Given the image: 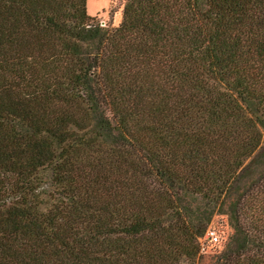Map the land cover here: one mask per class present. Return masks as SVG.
<instances>
[{
	"label": "trees",
	"instance_id": "trees-1",
	"mask_svg": "<svg viewBox=\"0 0 264 264\" xmlns=\"http://www.w3.org/2000/svg\"><path fill=\"white\" fill-rule=\"evenodd\" d=\"M99 22L0 0V264H264V0Z\"/></svg>",
	"mask_w": 264,
	"mask_h": 264
},
{
	"label": "rangeland",
	"instance_id": "rangeland-1",
	"mask_svg": "<svg viewBox=\"0 0 264 264\" xmlns=\"http://www.w3.org/2000/svg\"><path fill=\"white\" fill-rule=\"evenodd\" d=\"M123 0H86V12L95 15L106 26H114L120 21ZM211 230L215 239L205 240L206 253H212L221 248L227 234L223 216H215Z\"/></svg>",
	"mask_w": 264,
	"mask_h": 264
},
{
	"label": "built area",
	"instance_id": "built-area-1",
	"mask_svg": "<svg viewBox=\"0 0 264 264\" xmlns=\"http://www.w3.org/2000/svg\"><path fill=\"white\" fill-rule=\"evenodd\" d=\"M100 25H104V22L103 21H100L99 22ZM205 239H215L214 235H213V231L212 230H207L206 234H205ZM202 249V247H201Z\"/></svg>",
	"mask_w": 264,
	"mask_h": 264
}]
</instances>
